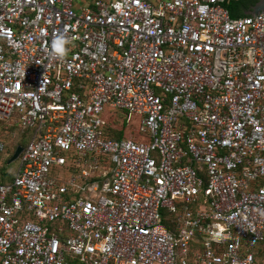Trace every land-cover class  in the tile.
Instances as JSON below:
<instances>
[{
  "label": "built area",
  "instance_id": "1",
  "mask_svg": "<svg viewBox=\"0 0 264 264\" xmlns=\"http://www.w3.org/2000/svg\"><path fill=\"white\" fill-rule=\"evenodd\" d=\"M227 2L0 0V264H264V12Z\"/></svg>",
  "mask_w": 264,
  "mask_h": 264
},
{
  "label": "rangeland",
  "instance_id": "2",
  "mask_svg": "<svg viewBox=\"0 0 264 264\" xmlns=\"http://www.w3.org/2000/svg\"><path fill=\"white\" fill-rule=\"evenodd\" d=\"M81 4H82V6H84L86 3L83 2ZM108 114L109 115L114 114L113 116H115L116 120L119 121L120 126L117 129V131H119V132L127 133L129 130L133 131V130H135V127L137 128L141 124V118H139L140 117L139 115H131V114H128V113L123 112L121 110H115L113 113L108 112ZM129 115H130V117H129ZM128 119L130 121L129 123H128ZM11 127H13V128H11ZM19 128H20L19 126L14 127V126H8L6 124L0 123V138L6 140V143H7L6 151L3 153H0V167L3 169L2 170L3 171V177L5 180H11V179H14L15 177H17L19 170H20V167H21L20 159H18L17 161H15L13 163H9L10 159H11V155H13L15 153V148L20 146L19 144H21L23 142H24L23 143L24 146H26L30 141V137H31L30 133H29L30 135H29L28 139H25L23 141H22V139H17L19 136L16 138H13L12 136L10 137L9 134L7 133V132L16 133L18 135V133H19L18 129ZM71 163H73V162L69 161L68 165H66L64 167H59V168L55 167L53 169V172H52V177H55L58 179L69 180L74 174H78L80 169L77 168L74 164L72 165ZM162 214L164 215V211L162 212ZM165 216L167 217L168 215L165 213ZM34 222H36V221H34Z\"/></svg>",
  "mask_w": 264,
  "mask_h": 264
},
{
  "label": "trees",
  "instance_id": "3",
  "mask_svg": "<svg viewBox=\"0 0 264 264\" xmlns=\"http://www.w3.org/2000/svg\"><path fill=\"white\" fill-rule=\"evenodd\" d=\"M259 0H228V2L226 3L225 5V8L230 12L231 16L233 18H244L246 17V12L252 7L254 6ZM110 126H109V137L111 138H114V139H125V138H128V139H133V140H137L140 136L139 134V128H140V125L139 127H135V130H129L127 133H123V132H119L117 131L118 127L120 126V123L119 121L116 120L115 116H111L110 117ZM129 119H128V123H129ZM132 125V124H131ZM8 126H11V125H8ZM16 127V126H14ZM13 128V127H11ZM19 130V133L17 135V139H22L25 140V139H28L29 137V133L28 132H23L20 128L18 129ZM24 143V142H23ZM21 143L19 144L20 146H24V144ZM12 157V155H11ZM2 176H3V171H2ZM4 178V177H3ZM13 180V179H11ZM4 181H8V180H5Z\"/></svg>",
  "mask_w": 264,
  "mask_h": 264
},
{
  "label": "water",
  "instance_id": "4",
  "mask_svg": "<svg viewBox=\"0 0 264 264\" xmlns=\"http://www.w3.org/2000/svg\"><path fill=\"white\" fill-rule=\"evenodd\" d=\"M264 12V0H259L254 6H252L245 14L246 16H257ZM24 148L22 146L17 147L14 155L11 157L9 163H13L17 161L23 152Z\"/></svg>",
  "mask_w": 264,
  "mask_h": 264
},
{
  "label": "clouds",
  "instance_id": "5",
  "mask_svg": "<svg viewBox=\"0 0 264 264\" xmlns=\"http://www.w3.org/2000/svg\"><path fill=\"white\" fill-rule=\"evenodd\" d=\"M69 43L70 40L63 34L58 35L53 42V49L55 55L63 57V55L67 52Z\"/></svg>",
  "mask_w": 264,
  "mask_h": 264
},
{
  "label": "crops",
  "instance_id": "6",
  "mask_svg": "<svg viewBox=\"0 0 264 264\" xmlns=\"http://www.w3.org/2000/svg\"><path fill=\"white\" fill-rule=\"evenodd\" d=\"M18 147H19V146H18ZM22 147H23V146H22ZM16 149H17V148H15V151H16ZM13 155H14V154H13ZM13 155H12V156H13Z\"/></svg>",
  "mask_w": 264,
  "mask_h": 264
}]
</instances>
